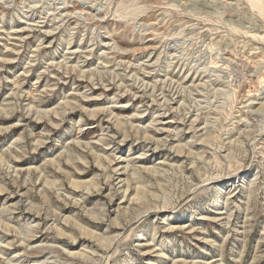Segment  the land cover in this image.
<instances>
[{
    "label": "rangeland",
    "instance_id": "rangeland-1",
    "mask_svg": "<svg viewBox=\"0 0 264 264\" xmlns=\"http://www.w3.org/2000/svg\"><path fill=\"white\" fill-rule=\"evenodd\" d=\"M0 183V264H264V0H0Z\"/></svg>",
    "mask_w": 264,
    "mask_h": 264
},
{
    "label": "bare ground",
    "instance_id": "bare-ground-1",
    "mask_svg": "<svg viewBox=\"0 0 264 264\" xmlns=\"http://www.w3.org/2000/svg\"><path fill=\"white\" fill-rule=\"evenodd\" d=\"M77 52V51H76ZM11 59L12 58H10V57H7V58H3V60H4V62L6 63V62H10L11 61ZM12 61H14L13 59H12ZM72 68V67H71ZM136 69V68H135ZM93 73V72H92ZM95 77V76H94ZM157 83V82H156ZM46 86V85H45ZM155 86V85H154ZM140 90V89H139ZM168 99V98H167ZM66 101V100H65ZM76 102V101H75ZM66 104L67 105H70L71 103L70 102H66ZM168 105V104H167ZM3 109V108H2ZM8 110V109H7ZM104 111V110H103ZM54 114H56V115H60V113H59V110H56V111H54L53 112ZM96 115H98V113L97 114H95L94 116L96 117ZM128 121V120H127ZM121 122V121H120ZM133 127V126H132ZM157 131V130H156ZM128 133H129V131H128ZM129 136V134H126L125 135V137H128ZM139 137V136H138ZM143 138L145 139V141H149V142H151L152 140H153V137L147 132V131H145L144 132V135H143ZM41 141V140H40ZM106 142V141H105ZM44 143V141L43 142H39L38 144H37V146L35 147V149H39L40 148V146L42 145ZM17 157V156H16ZM105 158H103L101 155H99L98 156V160L99 161H103ZM110 161L109 162H111L112 163V160L111 159H109ZM6 161V160H5ZM105 161V160H104ZM8 162V161H7ZM68 162V161H67ZM101 164V163H100ZM103 166H104V164H103ZM57 169H59V170H61V169H63V167H61V165H58V168ZM147 169V168H146ZM148 170H150V168H148ZM58 171V170H57ZM154 171V170H153ZM42 172V171H41ZM111 173H108L107 174V180H109V181H111V179L114 177L113 175H112V170L110 171ZM148 172V171H147ZM42 174V173H41ZM4 175V174H3ZM49 177H48V175L47 174H44V176H43V179H45V183L46 184H49L50 183V180L48 179ZM136 180H135V184H136V186L134 187L133 186V188H132V186L130 185V183H129V180L131 181V179H129L128 178V184H127V188H126V191H129L130 189H131V191L133 192H135L134 193V199H136L137 201H139L140 200V198H142V196H141V193H144V192H142L144 189H145V186H144V182H143V177L141 176V177H137V178H135ZM53 180H55V179H53ZM16 182V181H15ZM72 182V184L74 185V187L75 188H77V189H80V188H82V186H83V184L84 183H86V182H84V181H78V180H72L71 181ZM91 182V181H90ZM94 182V181H93ZM53 183V182H52ZM159 183V182H158ZM94 184V183H93ZM95 184H98L97 182H95ZM85 185V184H84ZM92 185V184H91ZM14 186V185H13ZM92 186H94V185H92ZM17 187H20V186H17ZM52 187V186H51ZM99 187V186H98ZM7 190V185L4 183H0V192H4V191H6ZM48 190V189H47ZM76 190V189H75ZM49 191V190H48ZM146 197V196H145ZM45 198L47 199V198H49V195L48 194H46L45 193ZM44 198V199H45ZM47 201V200H46ZM49 201H47V203H48ZM142 204V203H141ZM140 205V204H139ZM144 205V204H143ZM31 208V210H34V206H31L30 207ZM37 209V208H36ZM39 210V209H38ZM125 211H127V210H125ZM30 213H31V211H30ZM127 213V212H126ZM37 214H40V213H37ZM125 214V213H124ZM127 216V215H126ZM3 219V218H2ZM0 223H2V220H0ZM76 223V222H75ZM127 223V222H126ZM123 224V223H122ZM7 225L8 224H6V226H5V229H7ZM121 225V224H120ZM1 226H3V225H1ZM9 226V225H8ZM4 227V226H3ZM184 227H186V225L184 226ZM171 228H172V230L171 231H173V230H175L176 228L178 229V228H180V227H178V226H171ZM8 230V229H7ZM81 230H82V232L84 233V234H86V235H90V236H92V235H94V232L93 231H91L90 229H87L86 227H83V226H81ZM55 231L56 232H58V234H60L61 236L62 235H65L62 231H61V228H58V227H56V229H55ZM59 235V236H60ZM27 237V236H26ZM81 255V254H80ZM174 264H177V263H175L174 262Z\"/></svg>",
    "mask_w": 264,
    "mask_h": 264
}]
</instances>
